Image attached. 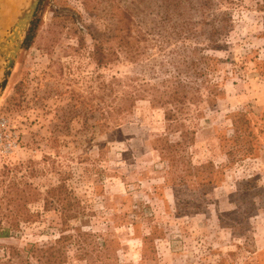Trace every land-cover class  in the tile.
I'll return each instance as SVG.
<instances>
[{"label":"rangeland","instance_id":"rangeland-1","mask_svg":"<svg viewBox=\"0 0 264 264\" xmlns=\"http://www.w3.org/2000/svg\"><path fill=\"white\" fill-rule=\"evenodd\" d=\"M183 1L39 4L0 92V129L18 136L0 168V264L58 237L60 196L86 235L64 264H264V0H214L213 42ZM100 39L111 62L93 57ZM178 82L197 102L170 127L153 88ZM239 112L253 156L234 140Z\"/></svg>","mask_w":264,"mask_h":264},{"label":"trees","instance_id":"trees-1","mask_svg":"<svg viewBox=\"0 0 264 264\" xmlns=\"http://www.w3.org/2000/svg\"><path fill=\"white\" fill-rule=\"evenodd\" d=\"M169 5L167 6L170 8L171 6H178L181 5L184 1L183 0H166ZM188 2L187 6L190 7L191 11H193L195 14L201 16V24H203L201 27L204 30V32L207 31L208 28H210V37L211 42L215 41L216 37V31L214 30V27H211V24H208L206 22V19L204 18V15L208 10H210L214 5V0H186ZM41 3H43V0H41ZM190 13V12H189ZM190 23V22H189ZM33 29V28H32ZM32 36L31 32L28 35V38L25 42L27 45L30 43ZM97 43L94 46L93 50V57L97 59L100 63H108L113 60V53L114 50L107 46L106 39L104 40H96ZM122 48L127 52H132V49L135 46V43L129 42L125 40V42H121ZM106 45V46H105ZM136 59V58H135ZM211 58L205 57L202 61L209 60ZM199 76H207V73H201L199 72ZM205 83V82H204ZM206 84V83H205ZM217 86V85H216ZM155 90V102L158 104L161 108L165 110V120L170 124V127L173 126L174 122L179 123L181 120L180 116L183 115V112L188 105V103L191 100H194V103L197 102L195 93L192 91V89L188 88V85L182 82H178L177 84L170 86L168 88H165L163 92L158 91L156 88H153ZM215 90L217 88L215 87ZM200 91V89H197L195 92ZM211 95H213L212 90L209 91ZM130 98V97H129ZM126 104L125 107L120 111L121 115L123 112H128L129 109L132 108V105L130 104V100L127 98L125 99ZM259 120L262 122V125L264 126V111L262 114L259 115ZM233 132H234V140L236 142V146H240V148L243 149V152L246 154V156H253L255 153V145L254 141L257 140L256 136L253 134L250 120L248 119V114L244 112H239L237 115L234 116L233 119ZM191 134V132L188 129H184L180 132V137L185 139V137H188ZM165 149V148H164ZM61 189L57 190H51L48 192V194H55ZM70 198L65 196H60L58 198L57 203L61 205L63 213V227L60 229V233L58 237L55 238L54 241L44 244L40 242L36 244H32L28 248H23L22 250L17 247H12L11 249V258L17 259L19 263L21 264H32V261L35 260L38 264H64V260L66 259L65 251L67 247L72 246L73 244L78 247L81 251H85L84 246V237L86 236L85 233H83L82 228H78V232L76 235L71 234V230L69 229L68 221L72 219L78 218V212H75L71 214L73 210L70 208L66 210V208L63 207V201L69 200ZM47 200V199H46ZM70 201V200H69ZM49 202V200H47ZM46 202V203H47ZM3 237H9V231L1 234ZM89 235H87L88 237ZM93 247V245H91ZM88 253V252H87ZM89 256V255H87ZM84 255L83 258L87 257Z\"/></svg>","mask_w":264,"mask_h":264},{"label":"water","instance_id":"water-1","mask_svg":"<svg viewBox=\"0 0 264 264\" xmlns=\"http://www.w3.org/2000/svg\"><path fill=\"white\" fill-rule=\"evenodd\" d=\"M41 0H26L14 20L4 25L2 0H0V92L6 88L15 59L22 49L30 31L35 13Z\"/></svg>","mask_w":264,"mask_h":264},{"label":"built area","instance_id":"built-area-1","mask_svg":"<svg viewBox=\"0 0 264 264\" xmlns=\"http://www.w3.org/2000/svg\"><path fill=\"white\" fill-rule=\"evenodd\" d=\"M6 127V123L2 124ZM18 136L8 128L0 129V168L6 159L17 149Z\"/></svg>","mask_w":264,"mask_h":264},{"label":"bare ground","instance_id":"bare-ground-1","mask_svg":"<svg viewBox=\"0 0 264 264\" xmlns=\"http://www.w3.org/2000/svg\"><path fill=\"white\" fill-rule=\"evenodd\" d=\"M26 0H2L4 25L8 26L16 17L18 10Z\"/></svg>","mask_w":264,"mask_h":264}]
</instances>
